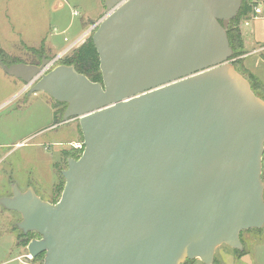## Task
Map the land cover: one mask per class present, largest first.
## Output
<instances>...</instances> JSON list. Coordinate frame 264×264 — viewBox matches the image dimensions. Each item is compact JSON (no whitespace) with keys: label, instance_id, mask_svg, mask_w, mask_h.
Wrapping results in <instances>:
<instances>
[{"label":"water","instance_id":"95a60500","mask_svg":"<svg viewBox=\"0 0 264 264\" xmlns=\"http://www.w3.org/2000/svg\"><path fill=\"white\" fill-rule=\"evenodd\" d=\"M104 3L101 82L47 70L45 56L0 59L31 93L66 103L62 122L78 118L84 137L57 202L14 182L0 205L40 235L27 249L44 264H212L221 245L243 251L241 233L264 226V99L228 36L243 0Z\"/></svg>","mask_w":264,"mask_h":264},{"label":"rangeland","instance_id":"374dc122","mask_svg":"<svg viewBox=\"0 0 264 264\" xmlns=\"http://www.w3.org/2000/svg\"><path fill=\"white\" fill-rule=\"evenodd\" d=\"M257 2L261 4L264 0ZM104 12L102 0H0V48L10 55L5 58L6 64L11 61L40 64L43 56L51 60L61 53L49 70L65 64L63 60L97 29L84 35L85 28ZM236 17L235 22L240 24L245 43L248 36L246 20L239 12ZM67 28H71L68 35L64 33ZM42 46L44 53L41 56L35 49ZM237 58L232 56L233 61ZM65 109V103L44 91L31 93L30 87L21 79L8 75L0 66V197L10 194L12 182H15L23 190L33 186L43 199L50 202L60 199L65 186L62 171L68 167L67 159H78L84 150L79 119L71 118L62 123ZM55 111L62 119L57 124L54 123ZM74 141L76 146L72 145ZM20 220L18 212L0 205V264H44V254L32 257L27 249L35 234L30 233L25 240H18L17 223ZM248 233L255 235L256 240H263L264 226L241 233L243 244L245 241L247 246L244 245L243 255L249 250L254 264H264V242L253 247L247 243ZM224 251L240 257V250L221 245L212 264L225 263ZM231 256L232 253L228 260L233 258ZM183 264L205 263L194 259Z\"/></svg>","mask_w":264,"mask_h":264},{"label":"trees","instance_id":"16d2710c","mask_svg":"<svg viewBox=\"0 0 264 264\" xmlns=\"http://www.w3.org/2000/svg\"><path fill=\"white\" fill-rule=\"evenodd\" d=\"M257 3V0H243L239 15L243 16L245 20L250 19L253 15L256 14L255 8L258 5ZM236 18H233L231 20L230 26L228 28L230 44L235 49L233 57H239L240 55L246 53L245 44L242 40L240 24L235 22ZM35 50H37L41 56L44 53L43 47ZM7 57L8 56H6V54L0 49V59L4 63H6L5 58ZM63 61L65 64L74 65L79 72L87 75L93 81L101 82L103 80L102 72L100 69L99 54L92 37L83 42L78 48L75 49L74 53L71 56L66 57ZM13 62L15 61H11V63ZM233 62L236 65L237 70H239L238 64L240 63V59H237ZM249 80L255 93L264 99V85H262L252 74L249 77ZM259 91H262L263 95ZM59 122L60 117L58 115V112L55 111L54 123L57 124ZM238 254L241 256L245 254V252L239 251Z\"/></svg>","mask_w":264,"mask_h":264},{"label":"crops","instance_id":"0c3cea01","mask_svg":"<svg viewBox=\"0 0 264 264\" xmlns=\"http://www.w3.org/2000/svg\"><path fill=\"white\" fill-rule=\"evenodd\" d=\"M103 4L105 5V0H102ZM256 7H259L262 11L259 14H255L251 19L246 20V28L248 29V36L245 40V48L246 53L243 55H240L237 59H240V63L238 64V70L241 72L245 77L249 79L251 74L262 84L264 85V44L262 42L264 41V3L258 4ZM105 12L98 17V19L91 21V25L85 28L84 35L90 31L96 28L94 24L98 22L100 19L103 18ZM71 28H67L64 30L65 34L71 33ZM42 34V33H41ZM65 40H67V36L65 37ZM45 42V41H44ZM43 42V43H44ZM30 47L29 45H27ZM32 47V46H31ZM43 47V46H42ZM5 54L6 52L0 48ZM62 54V53H61ZM6 56H10L6 54ZM260 92V91H259ZM260 93L263 92L261 91ZM49 95V94H48ZM72 145L76 146L77 143L74 141L72 142ZM12 233V232H11ZM8 235V233H7ZM13 235V233H12ZM248 244L255 245L259 242H264L260 239H255V235L252 233H248ZM14 236V235H13ZM14 240V238H13ZM258 241V242H257ZM244 245L246 246V243L244 241ZM254 247V246H253ZM247 248V246H246ZM247 256L241 255L240 257H236L233 252L230 260H228V257L231 255L230 252L224 251L225 253V263L224 264H254V258L252 256L251 251L247 250Z\"/></svg>","mask_w":264,"mask_h":264},{"label":"flooded vegetation","instance_id":"af4514ba","mask_svg":"<svg viewBox=\"0 0 264 264\" xmlns=\"http://www.w3.org/2000/svg\"><path fill=\"white\" fill-rule=\"evenodd\" d=\"M66 104V103H65ZM66 106H67V104H66ZM63 114H64V112H63ZM62 120V119H61ZM60 120V121H61ZM60 123V122H59ZM63 123V122H62ZM74 146V145H73ZM71 158V157H70ZM69 159V158H68ZM68 159H67V164H68ZM76 159V158H75ZM14 182H12V184H13ZM20 187V186H19ZM20 189H21V187H20ZM21 190H23V189H21ZM26 190V189H25ZM24 191V190H23ZM37 192V191H36ZM12 194V185H11V193L10 194H7V195H4V196H10ZM3 197V196H2ZM19 229V228H18ZM30 233H33V234H35V238H40V235L38 234V233H36V232H28V233H24L22 230H20L19 229V238H18V240H25L26 238H28L29 236H30Z\"/></svg>","mask_w":264,"mask_h":264},{"label":"built area","instance_id":"2783aa9c","mask_svg":"<svg viewBox=\"0 0 264 264\" xmlns=\"http://www.w3.org/2000/svg\"><path fill=\"white\" fill-rule=\"evenodd\" d=\"M261 9L259 8V7H256L255 8V12H256V14H259V13H261ZM63 54V53H62ZM62 54H61V56H62ZM61 56H57L56 58H54V59H51L50 61H49V64L47 65V70H49V68L61 57Z\"/></svg>","mask_w":264,"mask_h":264}]
</instances>
